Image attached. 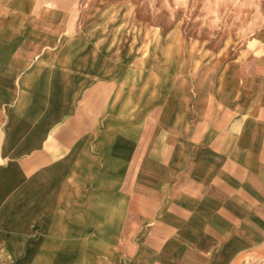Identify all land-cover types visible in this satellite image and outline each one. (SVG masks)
<instances>
[{"label": "crops", "instance_id": "obj_1", "mask_svg": "<svg viewBox=\"0 0 264 264\" xmlns=\"http://www.w3.org/2000/svg\"><path fill=\"white\" fill-rule=\"evenodd\" d=\"M176 30L0 0V264H264V53Z\"/></svg>", "mask_w": 264, "mask_h": 264}, {"label": "rangeland", "instance_id": "obj_2", "mask_svg": "<svg viewBox=\"0 0 264 264\" xmlns=\"http://www.w3.org/2000/svg\"><path fill=\"white\" fill-rule=\"evenodd\" d=\"M106 1L127 5L137 18L160 27L163 34L176 27L184 38L204 43L210 52L231 44L252 45L264 53V0ZM178 30L167 38L178 36Z\"/></svg>", "mask_w": 264, "mask_h": 264}]
</instances>
